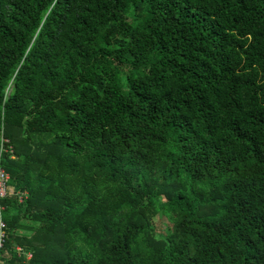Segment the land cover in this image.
Returning <instances> with one entry per match:
<instances>
[{"label": "trees", "instance_id": "16d2710c", "mask_svg": "<svg viewBox=\"0 0 264 264\" xmlns=\"http://www.w3.org/2000/svg\"><path fill=\"white\" fill-rule=\"evenodd\" d=\"M0 134V264H264V0H0Z\"/></svg>", "mask_w": 264, "mask_h": 264}, {"label": "built area", "instance_id": "2783aa9c", "mask_svg": "<svg viewBox=\"0 0 264 264\" xmlns=\"http://www.w3.org/2000/svg\"><path fill=\"white\" fill-rule=\"evenodd\" d=\"M2 152H12V148L10 145H8V139L0 134V154ZM8 180H9L8 173L0 165V250L3 248L5 240H6V232H5L6 225H5V221L3 220V217H2V212L4 210V206L2 205L1 201L7 195ZM22 195L23 194L19 195L20 200H22V198H21ZM16 250L18 252L21 251V249L19 247H17ZM25 256L27 258H30L31 254L25 253Z\"/></svg>", "mask_w": 264, "mask_h": 264}, {"label": "rangeland", "instance_id": "374dc122", "mask_svg": "<svg viewBox=\"0 0 264 264\" xmlns=\"http://www.w3.org/2000/svg\"><path fill=\"white\" fill-rule=\"evenodd\" d=\"M151 227L156 236H165L170 231L171 223L165 215L155 213L151 218Z\"/></svg>", "mask_w": 264, "mask_h": 264}]
</instances>
